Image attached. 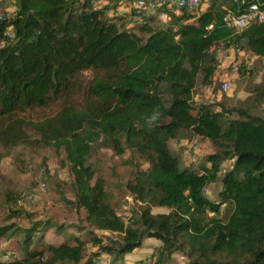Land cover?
Instances as JSON below:
<instances>
[{
    "label": "trees",
    "instance_id": "obj_1",
    "mask_svg": "<svg viewBox=\"0 0 264 264\" xmlns=\"http://www.w3.org/2000/svg\"><path fill=\"white\" fill-rule=\"evenodd\" d=\"M104 1L9 0L13 12L0 8V144L29 141L16 112L59 101L58 113L36 125L39 142L64 149L76 193L65 200L86 211L92 228L118 236L92 229L94 255L116 260L154 237L161 241L152 253L156 264L177 252L185 264H264V114L254 112L264 102V77L249 91V104L216 110L194 103L197 88L214 85V49L264 58V21L242 31L223 21L227 9L240 13L253 0H209L198 15L170 12L161 25L152 18L134 26L128 14H110L126 0ZM252 70L241 63L238 72ZM182 132L216 147L198 168L185 166L169 146ZM103 135L116 154L131 149L141 158L129 163L126 188L140 204L128 219L87 161ZM215 181L222 184L218 199L206 194ZM231 204L223 220L221 208ZM153 206L169 210L153 213ZM36 232L24 234V257L0 264H98L85 256L86 238L45 243Z\"/></svg>",
    "mask_w": 264,
    "mask_h": 264
},
{
    "label": "rangeland",
    "instance_id": "obj_2",
    "mask_svg": "<svg viewBox=\"0 0 264 264\" xmlns=\"http://www.w3.org/2000/svg\"><path fill=\"white\" fill-rule=\"evenodd\" d=\"M97 1L101 6L106 3L104 0ZM202 6L208 7L209 0H203ZM0 8L10 14L14 10V5L9 0H5ZM200 13L202 10L196 15ZM154 18L156 25L165 23L158 17ZM230 49H232V55L227 57L226 61L224 60L226 66L235 59L238 60V69L242 63L247 69L254 68V70L244 75H241V71L237 72L227 92L220 90L221 74H219L215 91L208 94L202 90V87L195 90L194 103L196 105L208 104L218 110L222 108L221 103L227 107H233L249 104L253 100L249 91L264 77V58L255 57L245 51L239 52L234 48ZM228 50L217 48L214 52L217 56L223 53L228 56ZM91 76L90 70L84 72V85H88ZM81 98L82 93L77 96L78 100ZM246 99L249 100L245 103ZM60 108V102L57 101L47 106L32 107L16 112L14 117L24 119L28 124L25 125L24 131L29 141L9 147L0 144V228L6 230V234L0 236V261H11L24 257V234L30 228H37L35 238L39 237L38 241L45 243H59L64 238L73 240L74 236L86 238L85 256H95L97 263L102 258V264H156L151 252L156 248V240L152 239L145 240L141 248L116 260L108 254H102L100 257L94 255L97 248L90 242L92 229L99 235L118 236L116 233L92 228L86 221V211L77 209L66 201L74 200L76 193L74 174L66 163L64 149H57L39 142L41 134L36 125L57 114ZM254 112L264 114V102L256 105ZM92 146L93 149L87 159L88 164L95 169V176L100 175L105 179L110 201L118 212L128 219V216L140 204L132 198L126 188V183L132 177L133 170L129 163L140 162L141 158L131 149H127L122 155L116 154L111 141L104 135ZM169 146L179 156V160L190 168L200 167L206 162L205 157L216 151V147L208 138L188 132H182L177 139H171ZM147 166V163L143 164V167ZM221 188V182L215 181L209 185L206 194L212 199H218V192ZM168 210L165 206L152 209L155 213ZM232 210V204L223 205L219 216L227 220ZM148 257L151 258V263L146 262ZM186 262L187 258L177 252L168 264H185Z\"/></svg>",
    "mask_w": 264,
    "mask_h": 264
},
{
    "label": "built area",
    "instance_id": "obj_3",
    "mask_svg": "<svg viewBox=\"0 0 264 264\" xmlns=\"http://www.w3.org/2000/svg\"><path fill=\"white\" fill-rule=\"evenodd\" d=\"M202 1L203 0H126L124 3L119 4L116 9L111 10L110 14L112 16L128 14L133 17L129 26L141 24L154 17H158L159 20L161 19L167 22L170 19V12L179 14L181 11H188L197 14L198 11L202 10ZM236 1L244 2L245 0ZM1 19L2 15L0 14V20ZM223 21L227 26L237 31H242L252 24L264 21V0H253L246 6V9L240 13L227 9L223 16ZM210 27H212V25H210ZM6 34L11 37L13 33L11 29H9ZM228 52V56L226 54L224 55V53L218 55L219 65L216 72L217 74L214 78V85L204 87L202 90H204L205 93L210 94L214 91L217 76L219 74H221L219 83L220 90L227 92L230 89L232 78L238 72L239 65L237 63L238 60L235 59L230 61L228 66L224 64V60L226 61V58L232 55L231 51L228 50ZM98 261V264H102L103 259L101 258ZM146 262L151 263V258H147Z\"/></svg>",
    "mask_w": 264,
    "mask_h": 264
},
{
    "label": "crops",
    "instance_id": "obj_4",
    "mask_svg": "<svg viewBox=\"0 0 264 264\" xmlns=\"http://www.w3.org/2000/svg\"><path fill=\"white\" fill-rule=\"evenodd\" d=\"M205 5V4H204ZM208 7L207 6H203L202 7V11H205L206 9H207ZM229 51H231V49H229ZM153 207H157V206H153ZM153 207H152V209H153ZM162 207H164V206H162ZM153 212V211H152ZM153 213H155V212H153ZM156 213H160V212H156ZM149 240V239H152V240H156V245H155V247H157L160 243H161V241L160 240H158L157 238H154V237H151V238H145L144 240H143V243H144V241L145 240ZM142 243V244H143ZM142 247V245L139 247V248H141ZM139 248H137V249H139ZM136 250V249H135ZM134 250V251H135ZM155 249H152V253H153V251H154ZM128 254V253H127ZM100 255H102V254H99L98 256L100 257ZM149 258V257H148Z\"/></svg>",
    "mask_w": 264,
    "mask_h": 264
}]
</instances>
